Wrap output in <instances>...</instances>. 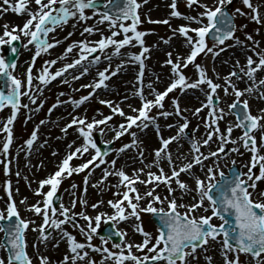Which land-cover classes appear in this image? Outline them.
<instances>
[{
	"label": "snow or ice",
	"instance_id": "1",
	"mask_svg": "<svg viewBox=\"0 0 264 264\" xmlns=\"http://www.w3.org/2000/svg\"><path fill=\"white\" fill-rule=\"evenodd\" d=\"M148 0H107L105 8L101 11L97 7V0H0V13L9 10L17 14H25L28 16L26 22L21 26L13 25L11 30L7 24L3 25L4 32L0 35V48L7 45L10 52L18 56V48L13 42H20L21 36L27 38L26 43L22 42L21 46L28 48L29 45L34 46L35 53L32 57L31 64L26 69L25 79L19 78L14 74L17 67L15 58H7L0 54V77L4 78L5 88H0V110L10 107L11 115L3 122V127L0 131L6 133L5 140L0 149V155L8 156L10 146L13 142L12 124L17 117V113L21 108H28V104H23L21 98L28 97L29 101L37 104V99L43 94V88L50 84L58 77H63L69 69H75L81 66V71L78 75H73V80H78L81 76L86 75L90 67L98 65L101 62V55L107 61V66L100 70L97 68L96 76L93 82L87 85H81L83 88H90L87 95L81 96L79 99L70 98L73 106L79 107L95 95L98 89H107L109 85L106 83L121 72L128 64L138 65V71L135 75L136 84L134 85L133 95L137 96L141 101V106L131 108L132 113H126L119 104H114L111 100H99V103L107 105L111 110V114L104 116L102 113L101 119L93 117L91 121L85 116H72V119L67 123L61 131L67 134L69 128L74 125L79 137H82L83 143L73 148L75 141L70 142L67 147L69 151L66 153L62 161L57 165V170L54 174H50L47 178L39 181V187L35 190V194L43 196L42 201H37L35 204L28 205V211L33 212L37 216L42 217V222L36 225L34 220L22 218L17 208L16 201L13 199L12 182L9 180L6 183V192L8 200L5 201V208L0 209V233H3V238L0 239V250H3L6 255L0 256V264H33V258L29 255L27 248L26 232L30 225H36L32 231L37 233L36 240L33 243V248L37 252L39 264H51L47 255L40 253L39 245H47L53 239V232L57 233L59 240H64L68 246V252L63 257V264H97L91 259L89 250L102 254V260L99 264H104L105 261H110L112 264H192L197 259V249L206 251L204 246L209 244V241L217 242L220 245L223 264H241L240 255L249 254L254 264H264V189L257 191L258 182L264 180V109L260 110L259 115H253L249 108V100L240 98L246 94L251 95L257 93V98L264 99V78L257 80V73L264 71V49H259V41H256L249 33H245L246 40H241L236 36L238 30L235 23V14L241 16L247 15L257 24L264 23L261 17V5H254L252 0H242L243 5L249 9V12H244L241 8H236L234 13L229 12L227 5L232 3V0H213L212 5L200 3V0H187L189 8L196 5L203 11H198L195 16L185 15L177 8V0H171L169 7L171 12L168 19L152 20L147 17L149 23H163L169 25L172 35L179 34L184 38V45L188 48V54H176L173 59V52H166L164 65L170 66L169 81L163 91L155 88L153 82H148L145 86V69L146 60L150 56L151 48L147 46L144 37L149 34L146 31L138 30V26L144 21L141 20L139 10ZM35 4L33 10L30 5ZM91 9L92 15H88L86 10ZM97 16L98 24L107 22V27L110 30V35L104 36L101 33V38L97 41H90L87 38L73 41L64 50V53L59 59H66L67 55L78 49V58H75L70 63L63 64L55 72L50 71V66L57 63L56 59L46 61L37 75H33V67L37 57L42 53H47L50 49L60 44L61 41L53 37L50 41L49 34L55 32L57 27L67 25L70 20L86 22ZM171 18H180L186 20L187 24L179 25L172 28L170 24ZM205 20L207 21L205 23ZM130 21V23H126ZM195 23L198 27H192ZM76 24H73L75 28ZM247 25H240V28H245ZM18 34H14L17 33ZM101 31L96 25H89L83 28L81 35ZM259 32V29L256 30ZM73 33L69 32L68 36ZM123 36L122 39H116L117 36ZM7 37L8 39H5ZM211 37L212 46H209L206 38ZM163 43L168 44L171 37L164 39ZM233 40V44H226V41ZM251 42V43H247ZM126 46H139V52L125 53L121 50ZM239 46L245 52L246 64L240 65L237 60L232 66L227 76L223 77L224 84L216 83L208 76L207 68L202 63L197 62V57L204 54L207 57L209 54L213 58L220 55L227 48ZM112 48L111 54L106 53V50ZM259 49V50H258ZM252 54L249 55L248 53ZM94 53H100L93 56ZM256 57L254 59L253 57ZM89 57H92L89 59ZM114 57H120V63L115 67L112 65ZM87 62L84 64L83 62ZM227 63V61H225ZM192 65L197 78L192 80L186 76L184 69ZM239 69L238 71L236 69ZM215 71V69H213ZM233 77L237 81L245 83L243 89L239 88ZM217 74V79H219ZM159 80V77H156ZM34 81L38 83L34 85ZM251 81V84H248ZM63 83H68L67 80H62ZM145 87L148 93L145 94ZM179 89L185 92L188 89L199 90L205 97L201 107L193 111V115L199 117V113L204 109H209L207 116L204 119L205 138L200 141L196 140L186 130L189 128L187 117L183 116V110L180 108L179 98L173 96L171 103L173 111L164 110V100L174 90ZM222 89L225 96L234 95V101L228 105L230 114L235 116V123L228 122L225 129L220 128V121L225 118V110L218 106L220 96L218 90ZM63 95V93H61ZM151 96L152 98H149ZM128 97H125L127 99ZM66 101L57 99L56 104H53L49 109H55ZM43 103L37 105L33 110L39 111ZM153 109H156V114L150 115ZM118 114L123 117V122L116 127L109 125V121L113 116ZM176 115L183 119L181 124H168V128L177 127V134L170 137L159 135L160 125L157 123V116L168 118ZM31 119V117H29ZM45 120L40 121V125L45 124ZM104 125L101 128L99 126ZM153 126L158 134L160 147L154 149V159L145 167L149 169L145 173L144 168L134 169L133 174L128 175L123 168L116 169V160L106 161L105 157L108 152L102 151L93 137V131L98 129L101 134L105 130L114 133V139H119L126 133L132 138L130 143L123 144L117 151L123 153L128 149L135 148L138 152V158L141 163L144 162V150L141 147L142 141L137 137L135 131H130L133 127L143 131L149 126ZM234 128H240L242 135L233 138L232 132ZM199 125H197V129ZM39 125L31 132L30 138L25 141L26 148L22 146L21 150L26 151L31 155L34 143L38 140ZM260 132L259 143L255 133ZM213 137H216V148H209L207 155L201 151V146H209L213 142ZM186 138L190 144L191 159L188 155L181 153L179 141ZM177 142L176 159L181 160L180 164L173 159V152L169 150V145ZM47 143V141H45ZM112 143V141H106ZM228 144L235 145L231 148V152L240 153V147L251 153L250 161L245 164L248 170L244 172L241 169L235 168L236 161L233 160V169L229 175H225L223 171L219 172L220 179L216 180V170L213 167L204 165V161L209 157L218 158L221 153H225ZM43 147V145H41ZM89 149L94 150V154L86 162L78 166H71L70 162L74 157L83 156L84 153H89ZM53 155H57L53 151ZM243 155V153H240ZM98 161L97 163H93ZM167 162L169 165L170 175L165 173L162 167V162ZM186 161V162H184ZM108 163L112 167L102 169V176L97 181L95 186L104 184L109 176L118 177V183L113 185L117 189L114 193L115 200H109L108 205L114 210L111 214L98 213L94 217L87 215L84 212L75 213L72 209L75 208L76 199L71 200V207L65 206L62 198L57 199V191L65 176H71L73 173L83 172L89 169V165L93 168L99 167L101 164ZM215 163V161H214ZM0 164H4V172H10V160H0ZM195 166H202V170L206 168V179H201L193 172ZM155 167L158 171L153 172L150 169ZM257 170V171H254ZM91 169H89V174ZM181 173L189 175L195 183V188L189 186L186 181L180 179ZM141 174L146 175V179H142ZM17 177L20 172L15 173ZM25 179H27L25 177ZM137 182L145 185H152L147 188L143 195L135 186ZM88 183V175L84 178V184ZM173 183L176 188H173ZM163 184L167 189L168 195L161 197L156 193V188ZM50 186V190L44 192L45 186ZM30 186V185H29ZM77 185L73 184L75 189ZM107 187V185L105 186ZM123 189V191H120ZM19 191V189H16ZM86 192V187L84 189ZM180 192V200H183L185 195H192L191 203H179L175 193ZM134 194V195H130ZM73 197L74 193L71 194ZM169 196L172 198L169 199ZM54 200L56 201L54 203ZM148 202L141 206V201ZM207 201V205H205ZM27 197L21 200V203H26ZM82 204H87L86 200L81 199ZM125 202H127L125 204ZM165 207H156L159 203ZM103 201L91 205L93 209L98 208ZM185 209L183 212L179 209ZM210 215L197 213L203 212ZM141 213H151L159 220L157 235L152 236L151 233L145 231L141 222ZM79 216L84 221L85 225L79 224L75 217ZM63 217V218H60ZM218 218L221 223H212L213 218ZM232 219H229V218ZM134 218L136 223L133 225L134 231L143 236L141 243L125 242L127 232L116 229L114 233L109 231L108 235H99L98 230L101 223L107 225L112 222L115 226L120 222L128 221ZM93 221L95 223H93ZM65 224H70L77 229L83 236L84 241H78L76 236L63 227ZM98 236L101 245L97 246L92 243L93 238ZM113 236L120 238L119 242L112 243L111 250L106 245ZM54 246L58 247V243ZM141 253L137 255L133 252ZM208 264H212V257H206Z\"/></svg>",
	"mask_w": 264,
	"mask_h": 264
},
{
	"label": "rangeland",
	"instance_id": "2",
	"mask_svg": "<svg viewBox=\"0 0 264 264\" xmlns=\"http://www.w3.org/2000/svg\"><path fill=\"white\" fill-rule=\"evenodd\" d=\"M11 2L15 3V0H11ZM252 2H253L254 5H261L259 10H260L262 19H264V0H252ZM170 3H171V0H148V2L146 4H144L142 6V8L139 10L140 16H141V20L144 21V22L141 23L138 26V30L146 31V32L149 33V34H147L144 37L146 45L149 46V45H151L153 43L154 44H159L158 42H162L163 41V40H161V38L167 39V38L171 37L170 41H172L173 39H178L177 37L183 38L179 34L173 36L172 35V31L169 28V25H167V24H163V23H149V22H147V17H151L152 20L168 19L169 18V14L171 12V8L169 7ZM203 4L212 5L213 4V0H206V1L203 2ZM193 7H196L195 10H197V11H203V9L198 8L196 5H193ZM177 8H178V10L181 13H183L185 15H189L188 13L190 12V9L192 7L189 8L187 6V0H177ZM231 8H232V12L233 13H234V10L236 8H241L246 13L250 11L249 9H247L243 5L242 0H232ZM9 11L0 13V19L1 18H3V20L7 19V21H2L1 22L2 25H0V35H3V32L5 30L3 25L7 24L9 26V30H11L13 25H19V26L22 27V25L28 19V16L22 18L21 21H17V20L8 18L9 15H7V14L11 13V11L10 12ZM86 13L89 15V14L92 13V10L88 9V10H86ZM234 14H235L236 24H237V28H238V30H237L235 35L238 36L243 41V40H246L245 33H249V34H251L253 36V38L256 41H259V49H264V23L257 24L256 22L252 21L249 18V16H247V15L241 16V15L236 14V13H234ZM175 19H177V18H171L170 19V24H171L172 28H176L179 25L188 23L186 20L180 19V18L177 19V22H178L177 23V22H175ZM23 21H25V22H23ZM206 22L207 21L205 20V23ZM126 23H130V21H128ZM67 25H64L62 28L61 27H57L55 32L50 33L49 34L50 41H51V39L53 37H55V39H58V40L61 41L60 44L62 46H64V47H67L70 43H72L73 41H76L75 38H77V37H76L75 33L72 34L71 36H68V33L71 32L70 31L71 29L67 28ZM240 25H247V27L241 29ZM191 26L192 27H198L199 25L193 23ZM257 29H259V32L256 31ZM14 34H18V31H17V33H14ZM91 35L95 37V39H93L95 41L100 39V37L96 33H93ZM78 38H80V36ZM5 39H8V38L5 37ZM26 39L27 38H25V41H23V42L26 43ZM21 42H22V39H21ZM232 42L234 43L233 40H229V41H226V44H230ZM207 43L209 44V46H212L213 42L212 41H208ZM247 43H251V42H247ZM162 44L164 45L165 43H162ZM165 46H166V44H165ZM32 47L34 48V46H32ZM57 47H58V45H56L54 48L50 49L47 53H42L41 56L36 58V60L38 62L37 63L35 62V64H36L35 65L36 66L35 69L36 70H35V72L33 74L34 76L38 74V72L40 71L41 67L44 66L46 61H50V60L56 59L57 63L59 62L58 64L61 65L62 63L63 64L70 63L73 59L78 58V49H73V51L67 55L66 59H63V60L59 59V57L64 52H62L61 50L54 52V49H57ZM135 49H136L135 52H139L140 51L139 46H136ZM0 50H3V47L0 48ZM32 50L35 51V48L32 49ZM52 52H54V55L51 54ZM177 53H180V54H183V55H187L188 54V48L187 47H179V49L177 50ZM0 54L4 55V52L3 53L0 52ZM97 54H99V53H94L93 56H95ZM248 54L251 55L252 53L249 52ZM22 55L23 54H20L19 60L22 58ZM220 55H221V53H220ZM236 55H237L236 56L237 60H239L240 63H242V65H245L246 64V56H245L244 50L238 52ZM33 56L34 55H31V57H33ZM173 56H174L173 59H175L176 55H173ZM219 56L213 58L211 54H209L207 57H205L204 54H201L200 56H198L197 62L203 64V63H206L207 59H212L214 61ZM91 58L92 57H89V59H91ZM150 58L151 59L153 58V56H151V54H150ZM253 58L256 59L255 56ZM18 61H17V63H18ZM31 61H32V59H31ZM105 62H106L105 65H100L99 67L105 68L107 66V61H105ZM84 64H87V62L85 61ZM112 65L115 66L116 63H112ZM231 69H232V66H230L227 71L230 72ZM101 70H103V69H101ZM80 71H81V66L79 68H77V70L75 72H71L70 71V72L66 73V77L68 79L72 78L71 75H78L80 73ZM137 71H138V69L136 68L134 73H133V85H132V89L133 90H134V85L136 84L135 75H136ZM185 71H188V74L190 73L189 77L192 80H195L197 78V76L194 73V68H193L192 65H189V67L187 69H184V72ZM89 73H90V70H89V72L86 75L81 76V78L79 79V80H82V82H83L82 85L90 84V83L93 82L94 78H97L96 74H95L94 77H91L90 75H88ZM123 73H124V71H123ZM14 74L17 75L22 80L25 79L24 78L25 74L16 73V69L14 71ZM119 75L120 74L117 73L115 76H112L111 79L109 81H107L106 83L113 82ZM58 79L53 80V81H58ZM168 83H169V79L163 85H160L159 87H155V88L158 89L159 91H163L165 85L168 84ZM34 85H35V81H34ZM118 88H119V91L116 90L115 88H113L112 94L104 95V97L101 98V99L111 100V101L114 102V104H119L117 102V100H116V95H121V92L123 91V86H120ZM90 91H92L90 88H83V87L78 86V85L76 86V88H72V89L68 88V87L59 88L58 92H56L55 90L52 91V92H50V91L44 92V88H43V94L41 96H39V98L37 99V104L36 105H33L29 101V99L27 97V99L24 101L23 104H28V108L27 109H25V108H21L20 109V111L17 113L16 119L14 120V122H13V124L11 126L12 127V132H13V142H12V145L10 146L9 154L6 157L3 156V155H0V160H10L11 161V164L9 165L10 172L8 174H5V172H4V164H0V209H4L5 208L3 200H5V199H6L5 201L8 200V196H7V192H6V183L9 180L12 182L13 195H14L13 186L15 184H17L18 186H21L22 189H24V192L25 191H28V192L30 191V193H32L33 195L36 196V198H35L36 201H34L33 204L37 203V201H42L43 196H38V195L35 194V190L39 187V181L47 178L50 174H54V172L57 170V165L61 162V160H60V162H58L53 167H50V168L46 169V171L44 172V169H41V167H43V166L41 164H36V162H39L40 159H43V158H45L47 156L46 149L43 150L44 148H42L38 144L39 140H38V143L37 142L34 143L33 149L31 150V155H28L27 152L21 150V148H22V146L24 148H26L25 141L28 138H30V134L36 128V126L40 125V121L44 120L46 115H48L49 113H52V112L55 111V109H52L51 112H49V109L51 108V106L53 104H56L58 96L64 97L65 98L64 101H66L65 106L71 108L72 106H71L70 102H67V101L70 100V98L79 99L81 96L87 95ZM61 93H63V95H61ZM179 94H181V91L179 89H177L176 91L170 93L169 96L165 98L164 110H167V111L168 110H172L173 111V105L171 103V98L173 96L178 97ZM97 95H98V91L96 90L95 95H93L84 104L80 105V106H83L85 108V112L84 113L88 117V120H90L92 117H95L96 119L102 118V116L100 115L101 113L104 116H106V114H104V111H106V109L108 107H107V105L101 104V103H99V101H96ZM101 99H99V100H101ZM204 100H205V97H202L199 100H197L194 103L192 111L195 110L196 108H198L202 104V102H204ZM41 103H43V106L39 109V111H35L34 112L33 110L37 107V105H39ZM179 103H180V101H179ZM139 104L140 103L137 102L136 108H138ZM121 105L122 104H119V106L121 108H123ZM181 107H182V104L180 103V108ZM104 108H105V110H104ZM205 110L208 111V109H205ZM108 111L111 113V110L109 108H108ZM156 111H157L156 109H153L152 112L150 113V115L156 114ZM0 113H1V111H0ZM206 113H208V112H206ZM131 114H135V113H131ZM10 115H11V109L10 108L6 109V111L2 113V116L0 118V128L3 127V122H6L7 118ZM254 115H259V114L258 113L256 114L254 112ZM78 116H85V115H78ZM117 116H118V114L114 115L113 119H116ZM29 117H31V119H29ZM68 119L71 120L72 117L71 116H66V120H68ZM161 119L166 120L167 118H163V117L157 116V123L159 125H160L159 122H160ZM183 122H184L183 119L181 117H179L178 120L175 122V124H181ZM168 124H170V123L166 122V124L163 127L160 125V133H159V135H162L165 138L170 137L172 135V134L164 133V128L170 129V128L167 127ZM76 127L77 126L74 125L70 129H73V130L76 131ZM99 127L103 128L105 126L101 125ZM220 127H221V124H220ZM135 129H136V127H133L132 129H130V131H134ZM149 129H152L153 133H155V136H156L155 146H153V150H154V149L159 148L160 141L158 139L157 131L155 130V128L153 126L150 125L147 129H144L143 131H147ZM97 133H100L98 129L93 131L94 139H95V135H97ZM38 136H40V128H39V131H38ZM105 136H107V134H105ZM5 137H6V133H3V134L0 133V149H2V144H3L4 140H5ZM103 138H106V137H103ZM107 139H108V141H112V143H110V144H113V149H112L113 151H112V153L109 156L105 157V160L106 161H111V160L115 159L116 162L119 163L117 165V169L123 168V170L128 175L131 176L133 174V170L134 169L129 168L125 164H123V165L121 164V162H122L121 156L122 155H121V152H119L117 150L123 144L130 143L132 138L126 133L124 136L120 137L119 139H114V136H113V138L110 137V138H107ZM259 140H260V132H259V134L257 136V141L259 142ZM232 147H234V146H232ZM215 148H216V145L211 147L212 150H215ZM64 149L66 150V149H68V147L67 148L65 147ZM20 151L24 152L25 154H27V157L29 158V161L31 162V164L32 163L34 164V169L32 170L33 172H31L32 173V177H31V173H30L29 169H26V171H25L24 170L25 168L23 169L22 167L17 166L16 163H15V160L18 157V153ZM93 151L94 150L91 149V150H89V153H85V154H83V156H79L78 155V157H75L74 160H73L74 167L78 166L81 163H83L84 161H86V158L90 157V155L93 153ZM126 151L133 152L135 157L138 156L137 149H135V148H131V149H128ZM249 155H250V153L247 156V161L250 159ZM61 156H62V153H59V158H61ZM212 158H214V157H212ZM215 161H216V158H215ZM97 162L98 161H96L95 163H97ZM108 166H109L108 163L101 164L99 167H95V168H93V165H90L89 166V169H91V173L90 174H89V169H85L83 172H80L78 174L77 173H73L71 176H65L62 179V182H61V184L59 186V189H58V192H61V198H62V201L65 204V206L71 207V200L73 198H75L76 199V205H75V208L72 209V212H75V213L84 212L87 215L92 216V217H94L98 213H102V212L106 213L101 207H102L103 204L105 206H109L108 203H107L109 200H115V199L118 198V197H116L114 195V193L117 192L115 190V188L113 186H111V185L108 188L102 186L101 188H98V189H95V190H86V192L84 190H82V188L85 189V187H88L89 185H91V183H93L95 185L96 182L92 181V172L94 170H98V171L102 170V169H104V168H106ZM137 169H139V168H137ZM17 171L20 172V176L19 177H17L15 175V173ZM86 175H88V183H87V185L84 184V178H85ZM25 177L27 179H25ZM145 179H146V176H145ZM73 184L77 185V187L75 189L72 188ZM193 185H195L194 180H193ZM2 189H4V190L2 191ZM261 189H264V180H261V181L258 182L257 191H259ZM48 190H50V186L46 185L43 191L46 192ZM78 191H81L82 195L78 196L77 195ZM120 191H123V189H120ZM62 193H63V195H62ZM72 193L75 194L74 197L71 195ZM132 195H134V194H132ZM81 199L86 200L87 204H82L80 202ZM169 199H171V198H169ZM14 200L16 201L17 208H18L21 216L23 218H25V219L33 220V219H30L27 215L23 214V210L21 208L22 206L20 207V203H18V200H16L15 198H14ZM99 201H103L104 203L101 204L98 208L93 209L91 207V205L94 204V203H98ZM147 202L148 201L146 200V203ZM126 203L127 202H125V204ZM164 207H167V202H165ZM209 213H210V211L208 212V214ZM150 215H151V213H144V217L142 218V226L145 229V231L151 233L152 236L155 237L157 235L158 227L153 223ZM36 218H37L38 224H40L42 222V217L36 215ZM61 218H63V217H61ZM77 218L81 219V221L83 222L82 225L86 224V221H84L82 218H80L79 216L75 217V219H77ZM129 220L122 222V224L120 223V227L116 228V229H120L122 231H126L127 232L126 237H124V241L125 242H131L132 241L131 240L130 231H133L139 237L138 239L135 240V242L136 243H141L143 241V236L140 233L135 232L134 229H132L130 227L127 228ZM93 223H95V222L93 221ZM103 225H104V223L102 221L101 227L98 230V232H100V230L103 227ZM30 226L32 227L33 225H30ZM30 226H29V228H30ZM64 228H66L69 232H71L73 235H75L78 241H81V242L84 241V236L77 229L73 228L70 224H66L64 226ZM0 239H1V237H0ZM58 241H59L58 236L57 235L56 236L53 235V239H51L47 243L48 247L44 246L43 254L47 255L49 257V259L51 261V264H57V261L59 260L58 256H62V254L64 252L65 253L68 252V246H67V244H66V242L64 240L63 241H64L65 247H64L63 250H60L59 248H57V246H54V245H56L58 243ZM92 243L94 245H97V246H102L101 245V241H100L98 236L93 238ZM214 243L216 244L217 242L209 241V244L204 246L206 248V251L198 250L197 254H196L197 255V259L195 261L199 262V260L200 261L202 260V262L204 264H208V261H207L206 257L207 256H211L212 257L211 248H212V245ZM217 245L220 248V245L218 243H217ZM106 246L108 248H110L111 250L116 251V249H112V242L111 241H109ZM27 249H28L27 251H28L29 255L33 258V264H39V261L37 259V255H38L37 252H35V253L32 252L29 244H28V248ZM133 252H135L137 255L141 254L139 252H136L135 248L133 249ZM96 254H100V253L93 252V251L89 250V255H90L91 259L95 260L97 262V264H98L99 257L98 256L96 257ZM221 259L223 260V257H221ZM195 261H193V262H195ZM241 261H242L243 264H254V261H253L252 257H249L247 255H243V257H241ZM78 264H80V262H78ZM104 264H112V262H110V261L109 262H104ZM128 264H131V262H128ZM212 264H214L213 258H212Z\"/></svg>",
	"mask_w": 264,
	"mask_h": 264
},
{
	"label": "bare ground",
	"instance_id": "3",
	"mask_svg": "<svg viewBox=\"0 0 264 264\" xmlns=\"http://www.w3.org/2000/svg\"><path fill=\"white\" fill-rule=\"evenodd\" d=\"M206 0H200V3H203ZM30 7L35 10L36 5L35 4H31ZM196 7H192L190 9V12L188 13L189 15H193L195 16L197 14V10H195ZM11 13L7 14L9 15L8 18L17 20V21H21L22 18L26 17L27 15L25 14H17L14 11L10 10ZM9 11V12H10ZM6 15V16H7ZM89 15H92L89 14ZM178 19V18H177ZM177 19H175V22H177ZM98 17L97 16H93L92 19L87 20L86 22H79L76 23V21L74 20H70L67 28H70L71 32L75 35L77 38H75L76 41L78 40H82L87 38L90 41H95L93 39H95L94 36H90L88 33H84V35H81V32L83 31V28L89 25H96V27H98L101 31L99 32H94L96 33L100 38H101V33H103L104 36H108L110 35V30L107 27V22H105L104 24H98L97 23ZM2 21H7L3 20V18L0 19V25ZM25 22V21H23ZM76 24L75 28H73V24ZM178 23V22H177ZM80 36V38H78ZM123 36H117L116 39H122ZM178 39H173L172 41H170L168 44L163 45V41L162 42H158L159 44H151L149 46H154L151 48V56H153V58L151 60L148 61L147 63V69H148V74L145 78V86L147 85L148 82H153L155 87H159L160 85H163L164 83H166V81L169 79V69L170 66L168 65H164V61L167 58L166 57V52L168 51H172L173 55L177 54V50L179 49V47H186L184 45V38H180L177 37ZM22 42L25 41V37L21 36ZM21 42V43H22ZM161 43V44H160ZM230 44H233L230 43ZM148 46V45H147ZM66 47L62 46L61 44H58L57 49H54L55 51H59L61 50L62 52H64ZM32 49H34L32 47V45H29L28 48H24L21 46V51L20 54L22 55V58L18 61L17 63V67H16V73L18 74H25L26 73V69L29 67V65L31 64V55H34L35 51H33ZM166 49V50H165ZM136 49L135 47H130V46H126L124 49H122V52L125 53H129V52H134ZM165 50V51H164ZM240 51H243L242 49H240L239 46L236 47H231V48H227L224 52H222V54L215 59L214 61L212 59H207L206 63H203V65H205V67L207 68V74L209 77H211L213 80H217V83L220 84H224V80L223 77L228 75V68L230 66H233L235 64V62L237 61L236 58V54ZM54 52H52L51 54L54 55ZM112 52V48H109L106 50V53L110 54ZM100 54V53H99ZM101 55V62L98 65L92 66L90 67V73L88 75H90L91 77H94L96 74V70L98 69H103L102 67H99L100 65H105L106 62L103 58V54ZM174 57V56H173ZM29 58V59H28ZM31 58V59H30ZM120 57H114L112 60V63H116L119 64L120 63ZM225 61H227V63H225ZM28 62V63H27ZM35 62L37 63L38 61L35 60ZM27 63V64H26ZM59 63V62H58ZM58 63H56L55 65L50 66V71L51 72H55L56 70H58L60 67L63 66V63L61 65H59ZM39 64V63H38ZM36 65V64H35ZM34 65L33 67V74L35 72V68L36 66ZM115 65V66H116ZM240 65H242V63H240ZM113 66V67H115ZM80 66H77L75 69H69L68 72H75L77 70V68H79ZM42 68V67H41ZM137 68L136 64H128L124 67V69L119 72L118 74H120L113 82L111 83H107L109 85V87L107 89H99L98 91V95L96 97V101H99V99L103 98L104 95H109L112 94V90L113 88H115L116 90L119 91L120 86H123V91L121 92V95H116V100L119 104H122L121 106L123 107V110L126 113L131 114L132 110L131 108L128 107V105H132L133 107L136 108L137 102H139V98L137 96L133 95V89H132V85H133V73L135 71V69ZM213 69H215V71H213ZM237 71L239 70L238 68L236 69ZM124 71V73H123ZM67 72V73H68ZM196 74V73H195ZM217 74L219 75V79H217ZM258 74L260 76H264V71H260L258 72ZM73 75H71L72 77ZM159 77V80L156 79V77ZM197 76V74H196ZM25 78V77H24ZM59 78V79H58ZM58 81H53L52 83L48 84L46 87H44V92L46 91H56L58 92L59 88H63V87H68V88H76V86H81L83 84L82 80H73L72 78H67L66 77V73L64 74L63 77H58ZM233 82H235L237 84V86L241 89H243L246 85L244 82L242 81H237L235 77L232 78ZM62 80H67L68 83H63ZM249 82V81H248ZM38 82L35 81V84H37ZM232 90L229 89V95L225 96L224 92L222 89L219 90V96H220V100L218 102V106L220 108H223L225 110V118L224 120L220 121L221 124V130L223 131L226 127V124L228 122H232L235 123V118L232 114H230L228 107L226 106V102L229 99L235 98L234 95L231 94ZM145 93H148V89L147 87H145ZM258 94L257 93H253L251 95L246 94L245 96L241 97L240 99H248L249 102L251 103V109L254 111L257 110V112L259 114L261 109H264V102L260 101L257 98ZM125 97H128L127 99H125ZM151 97V96H149ZM203 97V94L199 91V90H195V89H188L186 90L181 98H180V103L182 104L181 109L183 110V115L186 116L187 118L190 119V129L191 131H189L188 133H190L196 140H200L202 141L205 136V127H204V118L207 116V113L205 110L201 111L199 113V117L194 116L193 115V111L192 108L194 106V103L199 100L200 98ZM58 99L61 101H64V97H60L58 96ZM70 101V100H69ZM71 104V103H70ZM71 108L65 106V103L60 104L59 106H57L55 108V111L52 113H49L48 115L45 116L44 120L46 121L45 124L43 125H39L40 128V136H38V140L36 141L40 146L43 145L42 148H44L43 150L46 149L47 151V156L43 159H40L39 162H36V164H41L43 167H41V169H44V172L46 171V169L53 167L54 165H56L58 162H60V160H62L64 158V156L66 155V153L69 151L68 149H64L65 147L67 148V145L72 142L75 141V145H73V148L76 146H79L80 144L83 143V139L82 137H79V133L76 132L73 129H68L67 134L63 133L61 131V129L70 122V120H66V116H78V115H86L85 112V108L83 106L80 107H75L71 104ZM105 110V108H104ZM104 114L110 115L111 113L108 111V108L106 109V111H104ZM114 117V116H113ZM93 118V117H92ZM91 118V119H92ZM91 119L89 121H91ZM101 119V118H100ZM177 117L176 115H172L169 116L166 120L161 119L160 120V125L163 127L166 122L170 123V124H175V121H177ZM124 118L120 117L119 115L116 117V119H113L111 121H109V125L112 127H116L119 123L123 122ZM197 125H199V129H197ZM189 129V128H188ZM137 133V137L140 139V141H142V145L141 147L144 150V162L141 163L140 159L138 158V156H134L133 152H129V151H125L123 153H121V159L122 162L121 164H125L127 165L129 168L131 169H137V168H144L145 169V173L147 171H149V169L147 167H145L148 163H150L153 159H154V152H153V146H155V141H156V136L155 133H153L152 129H149L147 131H141L140 129H135L134 130ZM0 133H4L2 131H0ZM164 133L166 134H172V136L176 135L175 132V128H170V129H166L164 128ZM100 134V133H98ZM105 134H107V136H105ZM259 131H257L255 133L256 137L258 136ZM242 135V130L240 128H234L233 132H232V137L233 138H237L239 136ZM114 133L107 131V129L105 130L104 134H100V137H106V138H101V139H107V138H113ZM216 137H213V142L210 143L209 146H201V151L204 152L206 155L209 151V148H211L212 146L216 145L215 143ZM45 141H47V143H45ZM179 144L181 145V147L179 148V151L181 153L187 154L188 155V159H191V152H190V144L187 142L186 138H182L179 141ZM235 146L232 144H228L226 146L225 152L227 154L221 153V155L216 159L215 158H211L209 157L208 160L204 161V165H206L207 167H213L216 170V179H218L219 176V172L223 171L225 174L228 173L226 165L228 164H232V161L235 160L236 163H239L241 170H243L244 172H247V168L244 167L245 164L249 163V160L247 161V156L250 152L246 151L243 147H240V153H243V155H241L240 153H235V152H231V147ZM176 149H177V142L173 141L170 145H169V150H171L173 152V159L176 160V163H181V160H177L176 159ZM91 150V149H89ZM53 151L57 152V155H53ZM262 152H264V149L261 150ZM59 153H62L61 158H59ZM85 154V153H84ZM92 155V154H91ZM90 157H87L86 160L90 159ZM250 157H251V153H250ZM215 161V163H214ZM217 162V163H216ZM15 163L17 166L22 167L25 171L26 169H29L30 173L33 172L32 170L34 169V164L29 161V158L27 157V154H25L24 152H19L18 153V157L15 160ZM119 163L116 162V169H117V165ZM168 163L162 162V167L164 168L165 173L169 174V167H168ZM111 165L109 164V166L107 168L111 169ZM153 172H157L158 170L153 167L150 169ZM193 172L195 173L196 176H199L202 179L206 180V168H204L203 170L200 169L199 166H195L193 168ZM102 176V170H94L92 172V181L96 182L101 178ZM142 179H145L144 174H141ZM31 177H32V173H31ZM147 178V177H146ZM118 177L116 176H109L107 178V180L104 181V184H101L99 186H95L94 184L91 183V185H89L88 187H86V190H95L98 188H101L102 186H106L107 188L115 184L118 183ZM180 179L183 181H186L190 187L195 188L193 185V179L184 173H181L180 175ZM207 182V180H206ZM137 188L139 189L140 193L143 195V193L146 191L147 188H151L152 185H145V184H141L139 182H137ZM29 185V184H28ZM96 185V184H95ZM173 188H176L177 186L175 185V183H173L172 185ZM115 188V187H114ZM16 189H19V191H16ZM4 189H2L3 191ZM82 190H84L82 188ZM115 190L117 191V189L115 188ZM13 191H14V196L16 198V200H18V203H20V207L23 210V214L27 215L30 219H33L36 222V225H38V221L36 218V215L31 212L28 211V205L33 204L36 198L35 195H33L32 193H30V191H25L24 189H22L21 186H18L17 184H15L13 186ZM156 193L160 194L161 197L163 198L164 196L168 195L167 193V189L165 188V186L163 184H160V186L158 188H156ZM78 196L82 195L81 191H78ZM192 195H195V193H192L190 195H185L183 200H180V192L177 191L175 193V196L177 197V202L179 203H191V198ZM27 197V202L26 203H21V200ZM169 198H172L171 196H169ZM6 200V199H5ZM5 200H3L4 203V207H5ZM141 206H144L146 204V200H142L141 202ZM207 201H205V205H207ZM165 204V203H164ZM163 205H160L159 203H157L155 206L156 207H161ZM3 207V208H4ZM106 213L111 214L114 210L109 207V206H105L104 204L101 207ZM165 209H167V207H165ZM185 209L181 208L179 209V211L183 212ZM200 214H205V215H209L211 213H197V215ZM153 216V215H152ZM144 217V213H141V222H142V218ZM61 218V217H60ZM36 219V220H35ZM79 224L82 225V221L81 219L77 218L76 219ZM122 224V222H120ZM120 223L116 224L115 227L119 228L120 227ZM136 223V221L134 220V218L129 220L128 226L127 228H133V225ZM212 223L217 224L221 223V221L218 218H213ZM36 225H33L32 227L30 226V228L27 231V235H26V239H27V243L29 244L32 252H36L33 248V243L36 240V236L37 233L32 231V228L35 227ZM66 225V224H65ZM63 225V227L65 226ZM3 233H0V237H2ZM54 235H56V233L54 232ZM130 235H131V242L136 243L135 240L138 239L139 237L133 232L130 231ZM40 247V253L43 254V250H44V246L48 247V245H39ZM65 247L64 245V241L63 240H59L58 241V247L60 250H63ZM66 253L64 252L62 254V256H58V261L57 264H63V257ZM93 254V253H92ZM211 254H212V258L214 260V264H223V261L221 259L222 255H221V251L219 246L217 245V243L212 245L211 248ZM6 253L3 250H0V256H5ZM95 255V254H94ZM99 257L98 259V264L99 262L102 260V254H96V257ZM249 257H251L249 255ZM195 261V260H194ZM105 262H109V261H105ZM204 264L202 262V260L199 262L195 261L192 262V264ZM126 264H128V262H126Z\"/></svg>",
	"mask_w": 264,
	"mask_h": 264
},
{
	"label": "water",
	"instance_id": "4",
	"mask_svg": "<svg viewBox=\"0 0 264 264\" xmlns=\"http://www.w3.org/2000/svg\"><path fill=\"white\" fill-rule=\"evenodd\" d=\"M155 219H156V221L159 223V220H158V218H156V217H155ZM229 219H232V218L230 217Z\"/></svg>",
	"mask_w": 264,
	"mask_h": 264
}]
</instances>
